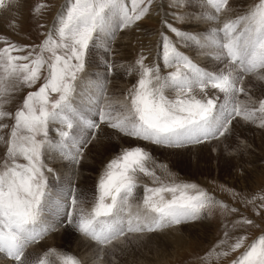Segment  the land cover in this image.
<instances>
[{
	"label": "snow or ice",
	"instance_id": "snow-or-ice-1",
	"mask_svg": "<svg viewBox=\"0 0 264 264\" xmlns=\"http://www.w3.org/2000/svg\"><path fill=\"white\" fill-rule=\"evenodd\" d=\"M206 3L215 12L207 18L218 21L228 0ZM150 4L151 0H130V4L128 0H66L39 51L14 54L22 48L10 43L0 48V121L8 117L13 121L10 126L0 123V129L10 128L6 140L0 136L6 145L0 157V254L13 264H81L75 255L56 249H48L34 260L26 256L30 244L53 230L45 218L53 210L54 215L66 214L68 224L103 248L129 234L197 219L214 203L196 184L162 181L155 169L148 167L150 154L134 146L122 149L106 163L91 209L77 210V191L70 179L53 187L50 178L59 177L45 161L59 158L79 164L84 147L101 124L124 136L166 147L222 137L236 117L255 122L259 113L260 126L264 127V99L258 108L239 99L245 92V76L264 80V0L203 37L165 22L180 41L209 50L207 55L227 62L226 66L213 70L201 67L162 34L163 63L175 70L161 75L159 65L146 66L143 57L137 60L139 79L126 97L127 104L121 105L122 111H115L107 100L106 74L112 68L107 60L101 61L103 75L95 79L90 74L81 75L89 50H107L115 30L141 20ZM3 7L5 0H0ZM45 69L38 89L29 91L14 112L7 111L11 93L20 86L35 85ZM166 90H172L174 96L170 98ZM210 90L218 94L210 95ZM141 174L151 176L154 186H143L142 199L133 210ZM69 207L72 211L65 212ZM245 239L237 237L228 251L213 249L205 259L235 252L244 246ZM231 264H264V234L244 247Z\"/></svg>",
	"mask_w": 264,
	"mask_h": 264
},
{
	"label": "rangeland",
	"instance_id": "rangeland-1",
	"mask_svg": "<svg viewBox=\"0 0 264 264\" xmlns=\"http://www.w3.org/2000/svg\"><path fill=\"white\" fill-rule=\"evenodd\" d=\"M153 1L151 0L150 5ZM128 2L130 4V0ZM158 2L162 5L159 16L157 13L153 16L157 17L156 21L150 18L151 13L148 11L132 26L121 28V35H125L121 47L128 51V56L125 55V61L119 64L120 66L125 64L127 68L124 66L125 70H123L127 74H124L121 80L112 79L110 71L106 74V96L107 100L116 106H114L115 111H122L121 104H127L126 97L139 79L140 69L136 61L141 57L144 58L146 66L158 61L160 64L157 63V65L163 64L160 66L161 75L175 70L167 66L164 68V63L161 61L162 34L176 42L177 47L181 48L179 50L199 66L210 67L209 70H213L215 66L218 68L226 66L227 62H217L207 55L209 50L180 41L174 33L167 29L165 24L166 22L182 31L201 37L206 36L208 33L203 28L207 25L209 28L212 23L207 15L215 14L214 9L209 8L210 5L206 3V0H159ZM256 3L258 0H228L226 9L218 14L219 20L216 23L222 26L225 20L243 14ZM65 5L66 0H5V7L0 8V48L10 43L22 48L21 52L14 54L28 55L30 50L39 51V45L53 28L55 17ZM150 5L149 9H151ZM217 24L214 23V27H217ZM119 30L120 28L115 30L114 36L109 40L110 44H113L112 41ZM158 31L161 33L160 40L153 58L151 50L148 51V43L150 38L159 33ZM107 56L110 58L108 49L91 48L86 58L85 73L81 75L90 74L93 79L103 75L105 68L100 59L108 61ZM132 70L134 72H131ZM113 72L114 70L112 74ZM44 75H46V69L42 71L41 79L35 85L20 86L18 91L11 93V103L6 105V110L14 112L16 107L22 104L27 93L30 90H36L38 84L43 82ZM115 79L117 80L115 83L111 82ZM242 87L245 92L239 94V99L249 107L258 108L259 101L264 99V80L258 79L255 75H248L245 76ZM209 94L218 93L210 90ZM166 95L172 98L174 92L166 90ZM257 116L255 122L236 117L224 136L182 147H166L150 141L127 137L105 124L103 130H98L91 142L84 147L85 155L83 154L79 164H72L59 158L45 161L59 177V180L50 178L53 187L62 186L70 179L71 186H74L77 191V210L91 209L96 194V183L106 163L118 155L122 149L134 146H140L150 154L148 167L154 168L156 175L162 181L174 180L196 184L199 189L213 197L214 203L206 208L197 219L153 232L129 234L122 241L103 248L81 234L76 227L68 224L66 214L54 215L55 210H53V213L45 214V218L53 225V230L48 232L43 239L30 244L26 249V256L29 260H33L48 249H56L75 255L81 264H231V261L244 250V247L264 234V207H261L264 204V199H261L264 197V127L260 126L261 114L258 113ZM0 123L10 126L13 121L11 117H8ZM9 131L8 127L0 129V136L6 140ZM51 134L55 136L54 132H50ZM5 151L6 145L0 141V157L4 156ZM138 180L140 186L133 200V210L142 199L143 186H154L151 176L141 174ZM64 211L68 212L72 209L69 207ZM248 220L251 223L244 222ZM172 228L178 229L174 232ZM168 230L171 231L168 232ZM77 235L83 239L78 240ZM240 236L246 238L241 249L229 252L228 255L219 257L214 255L210 260L205 259L206 254L213 249L216 252L228 251L229 246ZM49 237H53L52 240H49ZM225 240L227 241L225 244L220 243ZM0 255L3 260L9 261L3 258V254Z\"/></svg>",
	"mask_w": 264,
	"mask_h": 264
},
{
	"label": "bare ground",
	"instance_id": "bare-ground-1",
	"mask_svg": "<svg viewBox=\"0 0 264 264\" xmlns=\"http://www.w3.org/2000/svg\"><path fill=\"white\" fill-rule=\"evenodd\" d=\"M153 1V0H152ZM159 0H156V1H153V3H152V5H150V8L151 9H149V12L151 13V14H149L150 15V18H154V19H152V20H154V21H156L157 19V17H153L156 13L158 14V13H161V3L160 2H158ZM160 3V4H159ZM159 4V5H158ZM211 10H213V8L210 6L209 7ZM214 12V11H213ZM223 14V13H222ZM226 14H229V13H226ZM158 16H159V14H158ZM149 17V16H148ZM216 21L217 20H212V23H211V26L208 28V25H207V27L206 28H203V27H201V28H203V30L205 31V32H209L212 28H214V23H215V25L217 24L216 23ZM217 26H218V24H217ZM49 27V26H48ZM135 27V26H134ZM136 28V27H135ZM118 29V28H117ZM137 29H139V27H137ZM202 30V29H201ZM159 32V31H158ZM121 33H122V30H121V28H120V30L118 31V34L114 37V40L112 41V43L113 44H110V41H109V44H108V50H109V52H110V58L108 57V61L110 62V64L112 65V68H111V70H110V75H111V78L112 79H114V78H118V79H123L124 77V74L126 75L127 74V72L125 73L124 72V68L126 67L125 66V64H124V66H122V64H121V66H120V64L119 63H121V61H125V55H127L128 54V51L127 50H125V49H123V47H121L122 46V43H123V41H124V38H125V35H121ZM140 33L141 34H143L141 31H140ZM127 34V33H126ZM160 32L159 33H157V34H155V37L153 36L152 38H148L149 39V43H148V45H149V47H148V51H149V49L151 50L150 52H152V57L154 58V55H155V50H156V46L157 45H159V40H160ZM149 37V36H148ZM112 39V38H111ZM115 43H118L117 45L118 46H116V44ZM124 46V45H123ZM146 46V45H145ZM181 46H182V44H181ZM151 47V48H150ZM128 48V47H127ZM126 48V49H127ZM179 48H180V46H179ZM181 49V48H180ZM147 50V49H146ZM149 53V52H148ZM151 54V53H150ZM128 56V55H127ZM123 58V59H122ZM119 59V60H118ZM210 59V58H209ZM101 60H102V58L100 59V62H101ZM161 61H162V63H163V60L161 59ZM208 61H210V60H208ZM207 61V62H208ZM151 62V61H150ZM152 62H153V60H152ZM203 62V61H202ZM205 62V61H204ZM213 61H211V63H212ZM218 62V61H217ZM128 63V62H127ZM157 63L158 64H160L159 63V61L158 62H156L155 64H150L149 66H153V65H157ZM211 63H208V64H210L211 65ZM213 64H215V63H213ZM130 65V64H129ZM128 65V66H129ZM160 66H163V64H161ZM206 66H208V65H206ZM213 66H215V65H213ZM166 66L164 65V68H165ZM127 68V67H126ZM129 68V67H128ZM208 68H210V67H208ZM124 69V70H123ZM114 70V72H113V74H112V71ZM128 70V69H127ZM131 70V69H130ZM129 70V71H130ZM131 72H134V70H132ZM160 72H161V70H160ZM132 74V73H131ZM134 75V74H133ZM136 77H137V75H136ZM120 79V80H121ZM117 80L115 79V81H111V82H116ZM119 81V80H118ZM121 83V82H120ZM112 84V83H111ZM117 86V85H116ZM121 96V95H120ZM119 96V97H120ZM122 98V97H121ZM117 99V98H116ZM114 102V101H113ZM119 102V101H118ZM116 103V102H115ZM120 104V103H119ZM122 105V104H121ZM113 106H115V105H113ZM116 107V106H115ZM120 108V107H119ZM120 110V109H119ZM103 126H105V124H101V127H100V129L99 130H103ZM52 135V134H51ZM103 143V142H102ZM101 143V144H102ZM100 145V144H99ZM89 149V148H88ZM87 149V150H88ZM104 150V149H103ZM85 155V154H84ZM87 156V155H86ZM50 160V159H49ZM46 161H48V160H46ZM53 161V160H52ZM57 161V160H56ZM59 163H60V161H59ZM78 169H80V168H78ZM71 174V173H70ZM69 177H70V175H69ZM72 178V177H71ZM78 179V178H77ZM80 190V189H79ZM178 228H172L171 230H173L174 232H175V230H177ZM171 230H168V232L169 231H171ZM164 232V231H163ZM162 232V233H163ZM157 233V232H156ZM156 233H154V234H156ZM161 233V232H160ZM53 234V233H52ZM79 235V234H78ZM78 235L76 236V237H78ZM152 235V234H151ZM52 238L53 237H49V240H52ZM79 239L78 240H80L81 238H80V236L78 237ZM47 239H48V237H47ZM83 239V238H82ZM84 240H86V238L84 239ZM47 240H45V242H46ZM44 241H42V243H43ZM89 242H91V241H89ZM81 243H83V242H81ZM46 244H48V243H46ZM84 244H85V242H84ZM40 245V244H39ZM39 245H37L38 247H39ZM37 246H35L36 248H37ZM41 246V245H40ZM44 246V245H43ZM34 249V248H33ZM36 250V249H35ZM39 250V249H38ZM27 251H29V250H27ZM31 251V250H30ZM28 253V252H27ZM30 254H31V252H30ZM32 255V254H31ZM4 258V257H3ZM10 261V260H9ZM9 261H5V260H3L2 259V255H0V264H13V262H10L9 263Z\"/></svg>",
	"mask_w": 264,
	"mask_h": 264
}]
</instances>
